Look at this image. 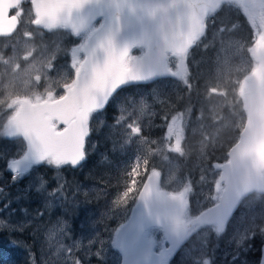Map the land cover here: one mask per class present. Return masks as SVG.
<instances>
[{
  "label": "rangeland",
  "instance_id": "rangeland-1",
  "mask_svg": "<svg viewBox=\"0 0 264 264\" xmlns=\"http://www.w3.org/2000/svg\"><path fill=\"white\" fill-rule=\"evenodd\" d=\"M32 1L12 11L19 27L0 40V235H7L0 242L6 249L23 263L15 238L27 234L34 264H120L117 233L155 175L165 197L184 196L180 222L187 227L179 241L160 227L143 231L153 264H264V163L252 183L260 190L242 194L224 222L204 219L224 189L226 150L237 141L248 108L264 106L256 84L264 75V0L227 2L203 16L188 49L166 54L165 76L143 81L138 62L145 48L132 49L101 108L79 114L85 138L78 167L60 152L28 154L8 130L24 111L57 103L76 87L85 74V44L101 19L50 26ZM39 29L51 37L40 47L32 33ZM201 39L213 50L188 62ZM125 87L130 95L117 99ZM45 115L46 138L60 142L67 127ZM61 168L80 179L66 183L73 178Z\"/></svg>",
  "mask_w": 264,
  "mask_h": 264
},
{
  "label": "water",
  "instance_id": "water-1",
  "mask_svg": "<svg viewBox=\"0 0 264 264\" xmlns=\"http://www.w3.org/2000/svg\"><path fill=\"white\" fill-rule=\"evenodd\" d=\"M24 0H0V39L10 38L18 26L16 17L10 16ZM216 1L222 0H34L36 14L50 23L59 21L68 26L88 18L102 16L103 25L88 40L83 64L87 76L77 89L59 104L33 110L17 124L13 136L21 137L30 153L42 148L44 125L38 121L43 112L57 116L66 124L79 107L95 109L105 99V88L113 84L120 61L136 44L147 47V55L139 62L140 74L157 76L164 74L160 55L165 45L174 52L185 50L199 18ZM108 81V83H107ZM264 90V80H258ZM82 121L72 126L63 148L65 154L76 162L81 153L78 143L83 137ZM264 156V107L255 105L248 109L246 124L238 137V143L228 153V165L222 169L225 183L218 204L209 212L214 220H223L233 211L238 196L253 188L245 184L251 181L253 171ZM158 180L154 176L144 183L136 206L117 236V246L122 264H151L143 260L144 245L140 242L143 230L162 227L173 239H179L186 227L179 224L185 206L182 197L166 199L157 191ZM260 189V188H258Z\"/></svg>",
  "mask_w": 264,
  "mask_h": 264
},
{
  "label": "trees",
  "instance_id": "trees-1",
  "mask_svg": "<svg viewBox=\"0 0 264 264\" xmlns=\"http://www.w3.org/2000/svg\"><path fill=\"white\" fill-rule=\"evenodd\" d=\"M32 33H33V42L38 47H40L41 45L48 44L49 41H51V37L40 29L39 30H32ZM213 48H214V46L210 47L207 40H200L196 44V51H195L194 56H193V50L190 51V55H188V58H187L188 62L191 58L193 60H195L200 55H202V56L208 55V53H210V51H212ZM191 80L192 79L189 78V81H191ZM130 93H131L130 89L128 87H125L123 90H121V92H119L117 99H119L121 95L126 96V95H130ZM91 158L93 159V157H91ZM88 162H90V161L88 160ZM88 162L86 164L87 172L89 170V163ZM60 171L62 172L63 176H71L73 178V179H67V181H66V177H65L66 183L69 180L73 181L74 179H77V178L80 179L79 176L81 174H79V176H77L75 171L69 172L68 170H64V169H62ZM26 235L27 234H21V235H18L17 238H15L16 239L15 242L19 245V249L20 248L22 249V254L25 256V259L23 260L24 262L21 263L22 261H19L17 259V257H16L17 253L16 252H10V248L6 249L7 247L5 245H0V264H34L33 261L31 260V258H32V255L35 253V250H34V247H32V248L30 247V245L32 244V241L27 239ZM3 236H7V235H3ZM3 236H0V239H2ZM26 258H28V259H26ZM22 259H23V256H22Z\"/></svg>",
  "mask_w": 264,
  "mask_h": 264
},
{
  "label": "bare ground",
  "instance_id": "bare-ground-1",
  "mask_svg": "<svg viewBox=\"0 0 264 264\" xmlns=\"http://www.w3.org/2000/svg\"><path fill=\"white\" fill-rule=\"evenodd\" d=\"M231 1H237V0H222V1H217L212 7H210L208 10H206L205 12H204V14L203 15H207V14H210V13H213L215 10H217L222 4H224V3H227V2H231ZM248 1V3L250 4V5H253L254 4V0H247ZM260 6V5H259ZM52 26V25H51ZM166 54H171V55H173V56H177V54H175V53H173L172 51H171V49H169V47H167L166 48V50L163 52V57L164 58H166ZM263 99H264V95H263ZM80 112L78 111V112H76L75 114L76 115H78ZM41 121L42 122H47V115H42L41 116ZM263 163H264V159L262 160V162L259 164V166H258V169H257V171H256V175H257V178H258V175H260V174H262V172H263V170H262V165H263ZM149 231V230H148ZM143 234H145V233H143ZM142 238H143V240L145 241L144 243L146 244L147 242H146V237L145 236H143L142 235Z\"/></svg>",
  "mask_w": 264,
  "mask_h": 264
}]
</instances>
